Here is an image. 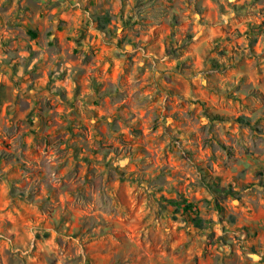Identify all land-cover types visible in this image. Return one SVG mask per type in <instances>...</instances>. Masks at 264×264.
<instances>
[{"label":"rangeland","instance_id":"1","mask_svg":"<svg viewBox=\"0 0 264 264\" xmlns=\"http://www.w3.org/2000/svg\"><path fill=\"white\" fill-rule=\"evenodd\" d=\"M0 264H264V0H0Z\"/></svg>","mask_w":264,"mask_h":264},{"label":"trees","instance_id":"2","mask_svg":"<svg viewBox=\"0 0 264 264\" xmlns=\"http://www.w3.org/2000/svg\"><path fill=\"white\" fill-rule=\"evenodd\" d=\"M239 120H242V119H239ZM247 122L245 124H248ZM165 201L168 202V203L174 204L176 206L175 207L176 210L178 212H181V213H184V214H187L192 208L191 203H185V201H183V205H181V202H179V201H177L175 199H165Z\"/></svg>","mask_w":264,"mask_h":264},{"label":"crops","instance_id":"3","mask_svg":"<svg viewBox=\"0 0 264 264\" xmlns=\"http://www.w3.org/2000/svg\"><path fill=\"white\" fill-rule=\"evenodd\" d=\"M255 236V235H254ZM250 238V237H249ZM256 241H258V239H255L253 242H256ZM245 253H247V252H245ZM246 257V256H245ZM247 262V261H246ZM251 262H254L253 261V259H251Z\"/></svg>","mask_w":264,"mask_h":264}]
</instances>
